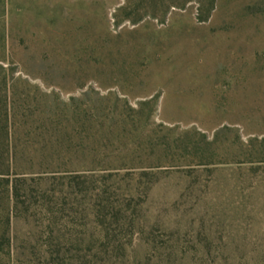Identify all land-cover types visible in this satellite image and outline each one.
<instances>
[{"label": "rangeland", "instance_id": "374dc122", "mask_svg": "<svg viewBox=\"0 0 264 264\" xmlns=\"http://www.w3.org/2000/svg\"><path fill=\"white\" fill-rule=\"evenodd\" d=\"M125 2L0 0V101L23 155L0 175V264H155L150 243L183 245L200 220L264 250V0L135 25ZM204 136L209 168L176 150ZM62 151L72 162H42Z\"/></svg>", "mask_w": 264, "mask_h": 264}, {"label": "trees", "instance_id": "16d2710c", "mask_svg": "<svg viewBox=\"0 0 264 264\" xmlns=\"http://www.w3.org/2000/svg\"><path fill=\"white\" fill-rule=\"evenodd\" d=\"M217 0H126L125 4L119 9V13L122 14L123 20L129 21L132 24H138L142 22L145 18L149 17L154 20L164 21L167 16L170 14L172 9H183L188 5H195L197 7V16L200 22L207 21L212 12L215 10ZM5 81L0 80V86L5 88ZM4 114V118H3ZM58 115L56 113H50L51 118L55 119ZM47 132L54 131L49 124L45 125ZM5 133L6 139L3 141L0 140V144L4 143L8 152L6 162H0V175H7L12 170H15L16 167L22 166L20 164V157L23 155L19 152H12V148H17L13 145L12 140L10 139V111L7 100L3 106L2 101H0V134ZM47 143V142H46ZM216 138L212 141H208L204 136L202 143L195 142L190 140L187 142H181L176 144V150L179 152H188L189 149L193 151V156L191 162L197 163V166H203L209 168V166L215 165L214 154H208L209 151H219V146H216ZM252 143V141H251ZM49 145L50 150H63V143L60 142L58 138L57 142L50 140L44 148H47ZM204 146V147H203ZM239 151H242L239 149ZM201 153V154H200ZM66 154V155H62ZM259 155H264L263 152H260ZM69 156L68 162H72L74 159L73 153L65 152H49L42 157V162H46L48 166L58 165L63 158ZM217 156V155H216ZM229 155H222L224 158H228ZM2 158V157H1ZM259 158V160H261ZM190 159V160H191ZM1 160V159H0ZM29 160V158H28ZM254 167V166H253ZM251 167L250 171L255 169ZM4 168V171H3ZM212 172V171H209ZM130 225V222H129ZM204 220H200V228L198 232L195 233L194 237L189 240H186L183 245H180L179 242H174V244H161L159 248L156 246V243H150L149 245L156 251L155 257H157V263L155 264H264V250L254 247L252 250L239 249V248H228L230 246H239L241 243L236 241L224 240L222 237H219V240L213 239L209 235H205L204 231ZM125 227H130L126 226ZM5 239V234L2 235ZM9 246L10 239L8 238ZM2 241L0 240V244ZM254 246H257L256 242L253 243ZM2 247V245H0ZM186 246V247H185ZM10 248V247H9ZM192 249V250H191ZM200 258L201 263L198 261ZM146 261V257H144ZM142 261L143 264H148L149 262ZM188 262V263H185Z\"/></svg>", "mask_w": 264, "mask_h": 264}]
</instances>
